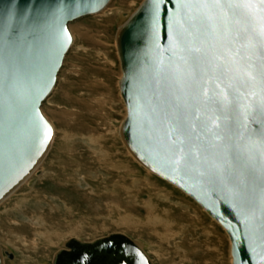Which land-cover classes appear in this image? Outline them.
<instances>
[{"label": "water", "instance_id": "obj_1", "mask_svg": "<svg viewBox=\"0 0 264 264\" xmlns=\"http://www.w3.org/2000/svg\"><path fill=\"white\" fill-rule=\"evenodd\" d=\"M110 1L0 0V203L51 146L68 25ZM115 44L128 151L223 229L231 264H264V0H144ZM64 247L52 264H152L122 234Z\"/></svg>", "mask_w": 264, "mask_h": 264}, {"label": "rangeland", "instance_id": "obj_2", "mask_svg": "<svg viewBox=\"0 0 264 264\" xmlns=\"http://www.w3.org/2000/svg\"><path fill=\"white\" fill-rule=\"evenodd\" d=\"M143 1L111 0L68 25L71 46L41 105L54 128L51 146L0 203L3 264H52L70 239L112 234L131 239L152 264H231L222 228L140 165L121 138L126 109L115 37Z\"/></svg>", "mask_w": 264, "mask_h": 264}, {"label": "bare ground", "instance_id": "obj_3", "mask_svg": "<svg viewBox=\"0 0 264 264\" xmlns=\"http://www.w3.org/2000/svg\"><path fill=\"white\" fill-rule=\"evenodd\" d=\"M101 12H102V11H101ZM68 29H69V28H68ZM69 32H70V31H69ZM70 34H71V33H70ZM120 74H121V72H120ZM118 83H119V82H118ZM44 117H45V116H44ZM45 118H46V117H45ZM46 119H47V118H46ZM47 121H48V120H47ZM48 122H49V121H48ZM49 123H50V122H49ZM50 124H51V123H50ZM51 126H52V125H51ZM52 128H53V126H52ZM53 137H54V128H53ZM127 150H128V149H127ZM129 153H130V152H129ZM130 154H131V153H130ZM131 156H132V155H131ZM132 157H133V156H132ZM133 158H134V157H133ZM133 158H132V159H133ZM134 159H135V158H134ZM135 160H136V159H135ZM137 164H138V163H137ZM139 164H140V163H139ZM140 165H141V164H140ZM26 180H27V179H26ZM26 180H25V181H26ZM25 181H24V182H25ZM21 185H22V184H21ZM16 190H17V189H16ZM16 190H15V191H16ZM11 194H12V193H11ZM9 196H10V195H9ZM9 196H8V197H9ZM148 208H149V207H148ZM151 208H152V207H151ZM151 208H150V209H151ZM165 216H166V213H165ZM155 219H158V218H155ZM155 219H154V220H155ZM121 220H122V219H121ZM125 220H127V219H126V218H123V221H125ZM152 220H153V219H152ZM149 221H150V220H149ZM147 222H148V221H147ZM152 222H153V221H152ZM123 223H124V222H123ZM125 223H126V222H125ZM128 223H129V222H128ZM159 223H160V222H159ZM215 223H216V222H215ZM142 224H143V223H142ZM146 224H147V223H146ZM151 224H152V223H151ZM165 224H166V222H165ZM174 224H175V223H174ZM122 225H123V224H122ZM162 225H163V224H162ZM167 225H168V224H166L165 227H167ZM175 225H176V224H175ZM175 225H174V227H175ZM172 226H173V225H172ZM218 226H219V225H218ZM125 228H126V227H125ZM141 228H142V227H141ZM167 228H168V227H167ZM222 230H223V229H222ZM225 234H226V233H225ZM73 239H74V238H73ZM64 243H65V241H64ZM62 246H63V245H62ZM230 257H231V256H230ZM1 262H2V264H3V254H2V253H1ZM231 262H232V259H231Z\"/></svg>", "mask_w": 264, "mask_h": 264}, {"label": "snow or ice", "instance_id": "obj_4", "mask_svg": "<svg viewBox=\"0 0 264 264\" xmlns=\"http://www.w3.org/2000/svg\"><path fill=\"white\" fill-rule=\"evenodd\" d=\"M49 135H51V132L49 131ZM258 151L261 155H264V140H262L259 143ZM261 177L264 178V168L261 169ZM262 198H264V193H262Z\"/></svg>", "mask_w": 264, "mask_h": 264}]
</instances>
